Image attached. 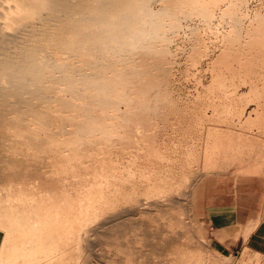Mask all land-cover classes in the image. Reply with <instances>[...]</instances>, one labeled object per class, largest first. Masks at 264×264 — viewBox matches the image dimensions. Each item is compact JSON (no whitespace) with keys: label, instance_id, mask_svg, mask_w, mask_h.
<instances>
[{"label":"bare ground","instance_id":"6f19581e","mask_svg":"<svg viewBox=\"0 0 264 264\" xmlns=\"http://www.w3.org/2000/svg\"><path fill=\"white\" fill-rule=\"evenodd\" d=\"M194 18L191 65L206 52L201 26L220 37L205 90L218 96L203 107L215 113L214 101L223 106L235 79L262 76L255 67L264 61V8L249 10L248 0H0V138L12 156L0 183V264H93L90 234L186 182L172 176L170 164L196 154L177 143L166 151L160 135L174 105L169 44L182 21ZM250 93L261 99L256 87ZM209 126L199 144L207 167L224 145ZM18 160L37 166V191L33 181L22 187L30 163L24 173ZM168 256L160 264H208L181 245Z\"/></svg>","mask_w":264,"mask_h":264},{"label":"rangeland","instance_id":"374dc122","mask_svg":"<svg viewBox=\"0 0 264 264\" xmlns=\"http://www.w3.org/2000/svg\"><path fill=\"white\" fill-rule=\"evenodd\" d=\"M157 6V3H153V7L156 8ZM259 8H264V0H248L249 10ZM192 20H185V22L183 20L182 29L173 35V38L171 37L172 35L170 36L172 39L169 44L170 54L167 57L169 60L168 84L169 89H171V100L175 106L173 105L168 110L170 111L172 109L173 112H168L169 117L163 123L165 130L161 133L160 138L164 142L166 141L165 145L169 148L166 151L171 152L172 147L177 143L179 145L184 144L186 148H189V151H193L194 154L199 155H193L191 158L186 156L187 158H183L184 162L183 159H180V163L174 164L175 167L173 163L170 164L172 167V176L175 175L174 177L179 179L184 175L188 178L185 182L186 184L183 183L179 189H176L172 193V196H170L171 194L167 195L168 197L166 196V199H161L159 202H155V204L152 203L153 205L151 204V206L141 201L142 203L140 202V204L142 205L139 204L137 209L131 208L126 211L127 217L124 218L125 221L123 220V223L121 222L118 225L119 227L99 228L97 233H89L88 247H90L89 253L92 256L93 264H160L162 261L168 260L166 258L169 257L168 254L175 248V245H181L196 251L198 256L208 260V264H251L248 257H254L255 255H258L260 258L258 264H264V250L256 246H248L250 249H246V260L243 261L240 260V254L244 249V245L236 248L232 252H216L211 247L207 236L208 233L206 232L203 216L205 209H210L217 204H229L232 202L231 200H234L235 196H238L240 203L247 208L245 213L250 214L252 218L259 216L260 220L264 222V88L262 87L264 86V61L258 62V65L255 67L257 72L262 76H251L244 83L239 82V79H235L232 83L234 87L232 89L233 93L226 94L222 107H219L221 104L219 102L222 101V99H219L218 102L214 101L217 103L215 104L217 106L215 113L212 109H204L208 102V97L209 99H213L218 96L215 93L207 94L206 88L212 83V78H210L212 76L211 64H213L220 53V37L215 29H205V27L201 26L197 39L204 43L206 52L196 64L191 65L189 54H191L190 49L196 38L191 36L188 26L192 25V22L195 25L199 23L197 21L198 19L194 18ZM197 25H200V23ZM67 56L68 54L63 55L66 58ZM72 61L74 62L75 59H72ZM229 81L231 80L228 77L227 83ZM255 87L256 91L260 93L258 95L261 99L254 97L250 93L251 89ZM198 106L201 108H198ZM220 119H223L224 122H221ZM208 123L210 125L209 128L211 127L210 132L212 131L211 133L216 134V139L224 144L223 149H219L216 154L210 153L209 166L211 168L213 167L212 169L207 167L203 158V152L201 151L203 147L199 145L201 143L203 144V140L206 139ZM212 127L215 128L212 129ZM5 132V128H0V135L5 134ZM6 143L8 144V142ZM3 145L5 143L3 144L0 138V183L6 181L2 172L10 162L6 164L8 160L6 161L5 159L12 157L8 153L11 148L7 147L11 144ZM169 146H172L171 150ZM223 150L224 153L222 152ZM255 154L256 156L254 158L253 155ZM253 159H255L254 162ZM18 161L23 166L30 163L27 160H24L26 164L20 162L23 160ZM163 162L168 163L163 160L162 165L164 164ZM213 162L217 163L213 164ZM17 165L19 166V164ZM25 166H20L19 168H23L24 172ZM29 166L28 173L26 172L27 170H25L27 174L24 172L27 175L24 174L26 180L23 174L20 177L23 178L22 180L24 182L26 181V184L18 178L19 174L21 176L20 169H18L20 171L17 175V178L23 183L22 187L24 185L23 188L26 190L31 188L32 181L34 184L38 181H34L36 179L35 177H37V166L33 163L28 164ZM173 168L178 170L175 171ZM17 178L15 177V180ZM34 184L32 183V186ZM33 188L36 189L37 185L31 189ZM35 191H33L34 194ZM31 192L32 190H30ZM139 206L142 208H139ZM138 209H143L144 212L139 213L140 211ZM133 210L136 211L134 212ZM171 217L174 219H170ZM176 221L179 222L180 227ZM162 231H164L163 234ZM165 232L174 233L170 234L174 238L171 240V237ZM167 237H170V239L168 240ZM259 242H264V238L260 239Z\"/></svg>","mask_w":264,"mask_h":264},{"label":"crops","instance_id":"0c3cea01","mask_svg":"<svg viewBox=\"0 0 264 264\" xmlns=\"http://www.w3.org/2000/svg\"><path fill=\"white\" fill-rule=\"evenodd\" d=\"M239 200L235 196L229 204H217L204 210L207 236L211 247L218 253L232 252L243 245L244 249L256 246L264 250V242H259L264 238V222L259 216L252 218L245 213L247 208Z\"/></svg>","mask_w":264,"mask_h":264}]
</instances>
